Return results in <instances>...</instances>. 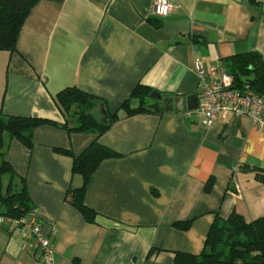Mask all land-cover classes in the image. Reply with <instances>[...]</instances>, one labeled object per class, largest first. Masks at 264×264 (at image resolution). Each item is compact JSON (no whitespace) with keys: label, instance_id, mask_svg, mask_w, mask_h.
<instances>
[{"label":"crops","instance_id":"obj_1","mask_svg":"<svg viewBox=\"0 0 264 264\" xmlns=\"http://www.w3.org/2000/svg\"><path fill=\"white\" fill-rule=\"evenodd\" d=\"M152 2L38 0L15 51L0 52L2 114L58 124L37 128L31 149L11 141L4 157L26 182L54 264H173L175 252L202 251L216 215L236 213L247 223L264 217V181L245 170L264 171V131L245 117L207 128L177 108L181 99L198 102L195 58L206 67L247 52L264 60V0H172L164 18L152 17ZM137 84L166 112L122 117L98 138L120 158L103 161L91 176L83 202L98 216L87 223L67 195L83 180L72 174V158L54 149L78 156L96 136L60 128L54 96L75 87L114 113ZM192 219L188 231L172 227ZM0 264H42L40 251L3 225Z\"/></svg>","mask_w":264,"mask_h":264},{"label":"trees","instance_id":"obj_2","mask_svg":"<svg viewBox=\"0 0 264 264\" xmlns=\"http://www.w3.org/2000/svg\"><path fill=\"white\" fill-rule=\"evenodd\" d=\"M37 3L38 0H0V52L15 51L23 23ZM153 25L159 26L154 22ZM225 66L234 79L236 89L241 90L247 85L257 95H264V60L261 55L255 52L236 54L225 60ZM152 96L153 91L150 88L137 84L129 99L124 101L114 113L108 110L104 99L75 87L65 88L54 96V101L64 117V123L59 125L60 128L69 134L96 136V139L78 156H74L70 150L54 149L55 153L72 158L71 172L73 175L81 176L83 180L80 188L69 189L67 195L72 199L70 204L87 223H95L98 216L83 202L91 176L103 161L120 158L118 153L101 145L98 138L122 117L165 114L166 110L159 101L148 102ZM132 100L136 101L134 107L130 105ZM99 106L104 107L101 116L95 113ZM41 126L56 127L58 124L37 117L6 116L0 110V205L5 210L0 215L19 218L34 209L25 180L15 175L4 157L9 143L13 140L31 149L33 132ZM245 170L261 174V182L264 181V171L255 168ZM4 177L9 179L6 189L2 184ZM212 185L213 179H209L205 184L204 192L209 193ZM193 220L175 222L172 227L179 231H188ZM173 264H264V217L247 223L236 213H231L226 218L216 215L202 251L197 255L175 252Z\"/></svg>","mask_w":264,"mask_h":264},{"label":"built area","instance_id":"obj_3","mask_svg":"<svg viewBox=\"0 0 264 264\" xmlns=\"http://www.w3.org/2000/svg\"><path fill=\"white\" fill-rule=\"evenodd\" d=\"M173 8L172 0H153L151 15L164 18ZM194 69L199 85L198 105L196 110L186 113L187 117H195L197 123L207 128L220 118L245 117L264 131V95H257L247 85L236 89L225 63L206 67L200 58H195ZM41 224L34 209L19 218L0 215V227L7 225L13 236L31 238L40 251V262L54 264L55 250L51 239L42 233Z\"/></svg>","mask_w":264,"mask_h":264},{"label":"water","instance_id":"obj_4","mask_svg":"<svg viewBox=\"0 0 264 264\" xmlns=\"http://www.w3.org/2000/svg\"><path fill=\"white\" fill-rule=\"evenodd\" d=\"M160 97V96H159ZM179 104L181 105V107H177L179 110H181L182 112L183 111H186V110H189V111H194L197 109V100L195 97H191V98H188V99H181V101H179ZM168 110L170 111L171 110V107L168 108Z\"/></svg>","mask_w":264,"mask_h":264}]
</instances>
